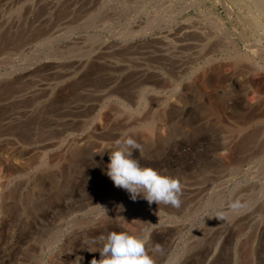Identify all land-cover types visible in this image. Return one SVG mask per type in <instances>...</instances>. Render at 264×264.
Wrapping results in <instances>:
<instances>
[{
    "label": "rangeland",
    "instance_id": "rangeland-1",
    "mask_svg": "<svg viewBox=\"0 0 264 264\" xmlns=\"http://www.w3.org/2000/svg\"><path fill=\"white\" fill-rule=\"evenodd\" d=\"M250 2L0 0V264H90L112 231L149 236L155 264H264V0ZM73 102L87 106L53 133ZM127 138L181 181L179 207L105 174Z\"/></svg>",
    "mask_w": 264,
    "mask_h": 264
},
{
    "label": "clouds",
    "instance_id": "clouds-1",
    "mask_svg": "<svg viewBox=\"0 0 264 264\" xmlns=\"http://www.w3.org/2000/svg\"><path fill=\"white\" fill-rule=\"evenodd\" d=\"M105 151H108L110 161L106 165L105 174L116 187L126 190L133 201L143 198L149 205L153 203L173 207L181 205L183 195L181 181L153 167L142 166L143 150L135 140L131 138L117 140L114 148L107 147ZM136 151L140 152L139 158L134 156ZM92 243L101 245L99 249H90V252L98 251L101 258L99 260L93 258L90 264H155L146 247L149 236L142 237L131 231H112L107 235H101ZM156 248L158 250L159 245ZM79 261L80 258L76 264H79Z\"/></svg>",
    "mask_w": 264,
    "mask_h": 264
},
{
    "label": "bare ground",
    "instance_id": "bare-ground-1",
    "mask_svg": "<svg viewBox=\"0 0 264 264\" xmlns=\"http://www.w3.org/2000/svg\"><path fill=\"white\" fill-rule=\"evenodd\" d=\"M249 1V0H248ZM252 3H253V5H254V9L257 11V13H260V12H262V3H261V0H250ZM250 2V3H251ZM46 3V2H45ZM48 3H50L49 1H48ZM79 3H80V1H79ZM247 3V2H246ZM73 4L74 3H72L71 5L73 6ZM76 4V3H75ZM242 5V4H241ZM6 6V5H5ZM46 6V5H45ZM93 7H91L90 8V10H93L92 9ZM251 8V7H250ZM253 9V8H252ZM90 10H89V12H90ZM248 11V10H247ZM251 11H253V10H251ZM81 12V11H80ZM85 12H86V10H85ZM255 12V11H254ZM253 12V13H254ZM14 13V12H13ZM81 15V14H80ZM252 15V14H251ZM250 15V16H251ZM257 15V14H256ZM12 17V16H11ZM259 19V18H258ZM29 21V20H28ZM250 22H251V24L253 25V26H257L258 24H257V22H256V20L255 19H251L250 20ZM25 23V22H24ZM25 26V25H24ZM25 28V27H24ZM53 28V27H52ZM258 28V27H257ZM7 30V29H6ZM198 30V29H197ZM255 30V29H254ZM262 30V29H261ZM21 31V30H20ZM32 31V30H31ZM178 32V31H177ZM24 33V32H23ZM212 33V32H211ZM185 34V33H184ZM195 34V33H194ZM6 35V34H5ZM198 35V34H197ZM204 35V34H203ZM17 37V36H16ZM167 37V36H166ZM178 38V37H177ZM190 38V37H189ZM199 38V37H198ZM15 39V38H14ZM13 39V40H14ZM182 39V38H181ZM185 39V38H184ZM3 40V39H2ZM157 40V39H156ZM193 40V39H192ZM201 41V40H200ZM170 42V41H169ZM172 42V41H171ZM170 42V43H171ZM181 42H183L184 43V41H181ZM195 42H196V40H195ZM1 43V42H0ZM14 43V42H13ZM187 43V42H186ZM2 44V43H1ZM191 44V43H190ZM195 44V43H194ZM199 44V43H198ZM170 45V44H169ZM186 45V44H185ZM179 46V45H178ZM202 47V46H201ZM28 48V47H27ZM24 51V50H23ZM159 51V50H158ZM162 51V50H161ZM1 52V51H0ZM210 52V51H209ZM178 53V52H177ZM168 56V55H167ZM177 56V55H176ZM191 57V56H190ZM198 57V56H197ZM208 58V57H207ZM261 58V57H260ZM110 62V61H109ZM241 63V62H240ZM166 65V64H165ZM57 68V66L56 65H53V66H51L50 67V69H51V71H53V70H55ZM63 68V67H62ZM248 68V67H247ZM72 71V70H71ZM63 74V73H62ZM68 74H70V71H69V69L68 70H65V72H64V75H68ZM48 82V81H47ZM47 82H45V80H39V81H37V82H35L34 84H33V86H32V91H42V92H47V90H48V86H49V84L47 83ZM15 84V83H14ZM25 87V86H24ZM76 89V88H75ZM97 91V90H96ZM95 91V92H96ZM30 93H33V92H30ZM37 93V92H36ZM49 93V92H48ZM47 93V94H48ZM112 90H107V89H105V90H102V91H99L96 95H95V97H94V101H97V104H94L95 106L93 107L94 109H97L98 108V103L101 101V100H105V99H107V98H110L111 97V95H112ZM25 95V94H24ZM30 95V94H29ZM88 95V94H87ZM10 96V95H9ZM80 96V95H79ZM82 96V95H81ZM94 96V95H93ZM11 97V96H10ZM88 97V96H87ZM49 98V97H48ZM32 99V98H31ZM81 99V98H80ZM78 101H80L79 99H78ZM106 101V100H105ZM93 102V101H92ZM84 103H86V102H84ZM22 105V104H21ZM87 106V104H85V105H82V106H80L78 103H76V102H73L72 104H69V105H67L63 110L61 109V111L62 112H58L59 114H57L55 117L53 116L52 117V119L50 120V122H49V125L52 127V128H54L53 129V133H54V131H55V133H59L60 135H61V133H64V132H66L67 130H68V128L70 127V124L73 122V119H74V117H76L75 115H78V114H80V112H81V110H82V107L84 108V107H86ZM91 108V107H90ZM17 109V108H16ZM19 110H20V108H18ZM58 109H60V108H58ZM124 109V108H123ZM22 110H23V108H22ZM84 110V109H83ZM33 111V110H32ZM85 111V110H84ZM92 111V110H91ZM14 112V111H13ZM108 112H109V110H108ZM26 112H23V111H19V112H14V113H12V114H10L7 118H5V121H13V123H14V121L15 122H17V121H19L20 119H22L21 117L25 114ZM48 113V112H47ZM56 113V112H55ZM54 113V114H55ZM31 114V113H30ZM46 115V114H45ZM44 115V116H45ZM25 116H26V114H25ZM48 117H49V115H47ZM88 116V115H87ZM115 116V115H114ZM27 117V116H26ZM25 117V118H26ZM28 117H30V115L28 116ZM46 117V116H45ZM44 117V120L46 119ZM124 117V116H123ZM4 118V117H3ZM30 118H32V117H30ZM50 118V117H49ZM48 119V118H47ZM46 119V120H47ZM101 119V118H100ZM24 120H26V119H24ZM28 121H29V118L27 119ZM43 120V121H44ZM144 120V119H143ZM27 121V123L26 124H28L29 122ZM32 121V120H31ZM30 121V122H31ZM129 121V120H128ZM127 121V122H128ZM157 121V120H156ZM0 122H1V120H0ZM32 123H33V121H32ZM36 123V122H35ZM44 123V122H43ZM6 124L8 125L9 123L8 122H6ZM20 124V123H19ZM25 124V125H26ZM34 124V123H33ZM16 125V124H15ZM14 125V126H15ZM24 125V126H25ZM47 125V124H46ZM127 125V124H126ZM23 126V127H24ZM30 126H32L31 124H30ZM95 127L94 128H97V127H99L100 128V125H97V123H96V125H94ZM151 126V125H150ZM149 126V127H150ZM27 127V126H26ZM29 127V126H28ZM33 128H34V126H32ZM46 127V126H45ZM49 127V126H48ZM83 127V126H82ZM148 127V128H149ZM152 127V126H151ZM50 128V127H49ZM75 128V127H74ZM146 128H147V126H146ZM148 128L146 129V130H148ZM51 129V128H50ZM153 129V128H152ZM28 130V129H27ZM95 130V129H94ZM17 131H20V130H17ZM30 131V130H29ZM51 131V130H50ZM149 132V131H148ZM49 133V132H48ZM25 134H27V133H25ZM97 135V134H96ZM58 136V135H57ZM22 139V138H21ZM114 140V139H113ZM81 143V142H80ZM104 144V143H103ZM50 145V144H49ZM52 145H54L53 143H52ZM51 145V146H52ZM60 154V153H59ZM57 160V159H56ZM55 163V162H54ZM245 163V162H244ZM6 185V184H5ZM5 191V190H4ZM2 202V201H1ZM238 209V208H237Z\"/></svg>",
    "mask_w": 264,
    "mask_h": 264
}]
</instances>
